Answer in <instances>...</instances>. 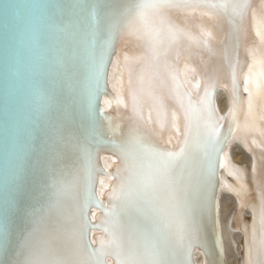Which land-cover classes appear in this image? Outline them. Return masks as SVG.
<instances>
[{"label":"water","instance_id":"obj_1","mask_svg":"<svg viewBox=\"0 0 264 264\" xmlns=\"http://www.w3.org/2000/svg\"><path fill=\"white\" fill-rule=\"evenodd\" d=\"M96 2L0 0V224L8 227L10 236L7 251L0 254V264H15L20 259L16 255L17 246L23 234L32 229H35L34 242L37 247L49 237L51 250L57 255L68 256L70 243L62 235V230L68 225L64 222L63 213L72 212L76 194L64 199L62 209L51 204L50 194L45 187L47 163L54 152H60L54 167L71 181L81 160L80 153L55 143L58 128L65 134L71 132L90 153L87 189L88 194H94L99 203H92L88 209V218L96 225L89 229V251L101 250L105 254V264H118L128 251L126 240L120 249L112 243L111 210L120 205L116 193L130 175V158L121 154L120 147L130 148V136L134 130H138L145 136V143L160 150L175 151L165 140L167 133L154 128L151 131L141 108L137 107L136 102H122L120 96L124 93L119 95L110 80L116 63L124 72L129 69L128 63L120 55L123 43L127 47L130 42L134 43V39H141L148 48L147 37L142 35V22H134L133 27L139 32H133L126 19L120 36L109 41L104 63L98 70L95 68V52L108 39L107 32L95 31L88 19L87 6ZM100 2L109 8L135 9L140 0ZM219 12L224 14L227 26H230L227 10L221 9ZM147 16L156 26H160L163 21L165 29L171 22L161 12L148 10ZM226 37L227 34L224 35ZM247 68H250V63ZM205 76L202 83L197 84V87L194 84L190 91L180 74H175L176 85L181 97H184V111L189 100L193 107L202 109L201 126L197 128L193 125L189 131L187 120L184 139L179 145V151L185 149L188 155L187 170L192 177L189 196L194 204L200 195L197 181L204 158L198 141L203 138V122L208 119L210 112L222 118L219 120L218 138L227 137V142L219 146L221 151L215 158L212 177L215 210L208 204L200 218V223L204 220L202 230L207 223L212 233H204L202 241H185L179 253L181 257L179 254L172 257L182 260L183 264H209L212 257L218 264H227L220 237L218 197L223 184L232 179L227 169L230 161L228 143L237 125L234 122L231 125L229 112L234 85L237 97L245 94L244 79L232 75L231 71L229 88L220 84V79L210 74ZM220 89L228 96L225 114L220 112L217 103ZM206 96L210 99L208 104L205 103ZM122 132H127V135ZM155 132L157 134L151 138ZM120 133L124 138L119 137ZM186 139L189 145H186ZM136 156L143 160L149 159L140 151L136 152ZM106 158H110L112 163L105 164ZM80 192L83 194V183ZM236 207L232 220L239 211L237 222L242 231L240 252H243L246 232L243 223L253 218L254 211L249 208L248 214L244 205L239 203ZM33 210L35 216L26 217L25 213ZM120 219L122 224L131 223L145 232L153 227L150 218L138 215L135 210L122 214ZM56 243H59L57 248H53ZM198 252L202 255L201 262L196 257ZM237 258L238 264L242 261V255Z\"/></svg>","mask_w":264,"mask_h":264},{"label":"snow or ice","instance_id":"obj_2","mask_svg":"<svg viewBox=\"0 0 264 264\" xmlns=\"http://www.w3.org/2000/svg\"><path fill=\"white\" fill-rule=\"evenodd\" d=\"M203 6L210 11L219 12L227 10L230 22L228 43L225 46V59L233 75L240 71L238 53L240 50L241 38L245 32L248 18H255L257 10L253 8L254 0H140V3L133 8H109L100 0L87 6L88 19L95 31L105 30L108 39L103 45L98 46L95 52L94 66L98 70L104 63V55L107 52L109 41L113 37H119L124 29V21H129L128 27L133 32L139 30L133 27L134 22H142V35L147 37L148 50L154 68V75L162 77L168 70L167 55L168 44L165 42L162 33L166 31L169 35L175 36L178 29L174 26H167L164 22L160 26L152 23L147 16L148 10L160 12L163 9L173 6H187L191 3ZM264 14V8H261ZM264 77V74H262ZM162 82V81H161ZM255 95L256 88L264 89V84H257L251 81ZM264 98V97H262ZM184 103V97H180ZM232 102L234 107L240 104L233 87ZM205 103H210L207 98ZM201 111L193 107L189 100L186 106L185 116L188 120L187 129L192 126H201ZM220 117L214 112L209 113L208 119L204 120V135L198 141V147L204 152V158L200 164L197 186L199 199L194 204L189 196L191 188V174L188 172V155L185 149L179 152L160 150L157 147L145 143V136L138 130H134L128 144L121 146V154L130 158V175L126 182L120 185L116 198L121 203L111 210L113 217V245L120 249L126 240L128 251L124 253L123 259L118 264H183L182 260L172 259L177 256L184 247L186 240L203 239L200 215L205 207L211 204L215 210L214 188L212 177L215 168V158L221 151L219 146L227 142V137L218 138ZM55 143L63 148L80 153V167L75 177L69 181L63 172L54 167L60 157V152H54L47 163V180L45 187L50 194L51 204L63 208V201L66 197L75 193V202L71 213H63L66 228L62 230L63 238L70 243L68 256L55 254L44 241L40 247L34 242L35 229L23 234L18 246L16 255L20 257L15 264H105L104 253L101 250H92L89 239V229L95 227L88 218V209L92 203H99L94 194H88L87 181L89 176L90 153L87 147L82 144L71 132L65 134L58 128L55 133ZM186 145L189 141L186 139ZM145 153L149 159L143 160L136 156V152ZM83 183V194L80 192ZM259 208L253 205L254 213H257L262 226H264V185L261 186L259 194ZM135 210L138 215L150 218L153 227L150 231H143L131 223L122 224L121 215ZM26 217L35 216V211L26 212ZM9 229L6 225L0 224V254L7 251L9 242ZM251 243V242H250ZM260 249L264 253V237L260 240ZM207 250V248H206ZM86 253L87 255H84ZM251 255V247H249ZM72 257V258H69ZM247 264H252L251 260Z\"/></svg>","mask_w":264,"mask_h":264},{"label":"bare ground","instance_id":"obj_3","mask_svg":"<svg viewBox=\"0 0 264 264\" xmlns=\"http://www.w3.org/2000/svg\"><path fill=\"white\" fill-rule=\"evenodd\" d=\"M252 6L257 10V15L255 18H248L238 53L240 71L237 75L244 79L245 94L238 96L240 104L234 107L232 103L229 112L231 125L233 122L237 125L228 143L230 161L227 163V169L232 179L223 184L218 197L220 237L227 264H237L238 255H242V261L238 264H247L249 260L252 264H264V253L260 249L264 226L261 225L258 214L253 213L251 220L242 222L246 226L243 252H240L242 231L237 222L239 211L234 217L237 223L232 220L238 203L244 205L248 214L253 205L259 208V194L261 186L264 185V89L256 88L255 95H250L253 91V79L257 84H264V14L260 11L264 8V0H254ZM160 12L171 20V26L179 30L174 37L167 32L162 34L165 35L164 40L169 47L168 70L162 77H156L148 48L141 39H134V43L130 42L127 47L126 43H123L124 46L120 48V55L128 63L129 69L124 72L116 63L110 80L119 95L124 93L120 96L122 102H136L143 117L147 118L150 130L153 131L154 128L167 133L165 140L171 144L173 150L179 151L187 119L175 74H180L190 91L209 74L215 79H220V84L230 88L228 81L232 78L231 69L228 67L224 51L230 26H227L223 13L210 11L194 2L187 6L169 7ZM227 97L226 92L220 89L217 103L223 114L228 109ZM122 133L127 135V132ZM122 133L120 138H124ZM156 134H151V138ZM104 162L111 164L112 160L106 158ZM199 218H202V215ZM203 223L204 220L201 224ZM206 232L212 233L211 226L207 223L204 224L202 234ZM48 240L49 237H46L45 241ZM58 244L53 245V248H57ZM178 256L181 257L180 254ZM196 257L201 262L200 252ZM110 262L112 263L111 260ZM209 264L218 263L212 257Z\"/></svg>","mask_w":264,"mask_h":264}]
</instances>
